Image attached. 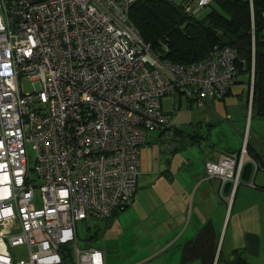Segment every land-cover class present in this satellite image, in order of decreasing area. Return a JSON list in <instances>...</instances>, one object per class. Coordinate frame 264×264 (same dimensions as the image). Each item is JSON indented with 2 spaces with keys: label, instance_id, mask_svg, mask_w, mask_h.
Returning a JSON list of instances; mask_svg holds the SVG:
<instances>
[{
  "label": "built area",
  "instance_id": "2783aa9c",
  "mask_svg": "<svg viewBox=\"0 0 264 264\" xmlns=\"http://www.w3.org/2000/svg\"><path fill=\"white\" fill-rule=\"evenodd\" d=\"M138 1L0 0V264H104L102 252L77 248L76 225L133 200L147 132L175 130L162 100L201 107L239 81L226 47L189 65L162 60L130 22ZM211 4L184 12L199 18ZM252 91L253 72L249 101ZM246 146L205 164L206 177L230 183L228 202Z\"/></svg>",
  "mask_w": 264,
  "mask_h": 264
},
{
  "label": "crops",
  "instance_id": "0c3cea01",
  "mask_svg": "<svg viewBox=\"0 0 264 264\" xmlns=\"http://www.w3.org/2000/svg\"><path fill=\"white\" fill-rule=\"evenodd\" d=\"M249 86L250 82H247L244 103L240 102L242 95H236L237 106L236 102L228 103L234 96L232 88L222 100H208L205 104L207 103L210 109L215 108L216 102H223L225 111L226 107L231 105L238 107V127L234 129L241 130V120L245 119V113L248 111L251 114ZM226 117L229 118L227 113ZM253 119L254 125L251 124ZM249 122L252 140L248 141L247 145L256 156L264 158V119L252 115ZM179 131L176 134L159 131L157 136H152L151 140L158 141L164 148H159L157 154L151 156L154 164L148 162L143 170L140 169L139 153V177L133 200L118 210L112 219L101 220L106 223L100 227L95 224L96 230L85 240L82 248L77 240V248L100 251L104 264H116L107 252L110 247L107 242L115 241V238L106 237L113 229L112 223H116L120 230L124 228V224L121 226L120 220H117L119 213L123 212L122 217L128 215V219L132 218L128 228L134 231L133 240L140 244L146 243L147 254H140L137 261L130 264H201L200 261H185L183 250L206 224L211 225L217 241L213 264H238L236 254H240L245 264H264V173L252 174L249 170L248 175L240 176L232 201L228 202L226 196L230 191V183L222 186L217 177H206L205 164L216 163L221 154L239 153L242 142L239 143L238 149L233 148L237 141H229L230 143L220 147L207 144L211 141H208V136L186 133L180 129ZM144 146H147V137L142 147ZM201 146L207 147L208 151L192 150ZM148 149L154 151L150 144ZM250 159L249 156L245 158L244 166L251 164ZM144 176L149 178L148 183H144L145 190L149 192L148 199L139 191V185L142 184L139 180ZM158 183L162 186L158 187L159 198L155 189ZM147 201L148 206H144ZM103 237L105 241L98 247L91 245ZM147 244H154V250L149 252L148 249L152 245L149 247Z\"/></svg>",
  "mask_w": 264,
  "mask_h": 264
},
{
  "label": "trees",
  "instance_id": "16d2710c",
  "mask_svg": "<svg viewBox=\"0 0 264 264\" xmlns=\"http://www.w3.org/2000/svg\"><path fill=\"white\" fill-rule=\"evenodd\" d=\"M185 7L174 1L140 0L131 8L129 18L142 41L161 54L162 60L173 64L199 62L216 47L233 50L238 76L244 74L249 83L253 72L251 116L264 119V9L255 0L252 12L248 0H212L207 14L194 18L185 14ZM178 132L174 130V134ZM246 150L253 161L264 167V158L256 156L248 145ZM249 170L253 174L251 164L243 165L240 176L248 175ZM216 248L213 229L206 224L185 246L183 259L213 264ZM235 259L245 264L240 254ZM64 262L72 264L71 257H65Z\"/></svg>",
  "mask_w": 264,
  "mask_h": 264
},
{
  "label": "rangeland",
  "instance_id": "374dc122",
  "mask_svg": "<svg viewBox=\"0 0 264 264\" xmlns=\"http://www.w3.org/2000/svg\"><path fill=\"white\" fill-rule=\"evenodd\" d=\"M198 0H174L178 5L181 6H188L190 9L194 10L196 7V3ZM171 2V1H169ZM249 2V0H248ZM208 10L202 11V16H205L207 14ZM240 83L234 84L232 88L233 92V98L228 103H235L237 106V100L238 97L236 95H242V99L240 100L245 102L246 98V85H247V77L244 74H241L239 76ZM21 84L23 86L25 93H32L33 92V85L30 81H28L26 78H23L21 80ZM163 105V111L170 112L172 117L171 124L174 128H178L181 131L188 132L191 134L199 133L204 137L208 136V141L211 145H218L222 147V145H226V143H230L229 141H237L236 145L234 144L233 148L238 149L239 143L244 142V139L246 138V142L252 140V136L250 135V126L249 121L251 114L248 113V111L245 113V119L241 120V130L236 131L234 128L238 127V124H236V119H238V116L236 114L237 109L240 110L238 107H235L233 105L226 107V111L223 109L224 103L223 102H216L215 108L207 107V103L204 104L202 107H198L195 103L192 106H189L187 102L184 100H181L177 96H170L167 98H164L162 100ZM164 111V112H165ZM226 113L229 115V118L227 119ZM248 117V119H247ZM255 119L252 120V125L255 124ZM238 122V121H237ZM240 123V122H239ZM244 127V129H243ZM159 133L158 130L156 131H148L147 132V146L142 147L140 151V169L143 170V168L146 166L149 162V164H154L152 161L153 155H156L157 150L159 148H164V145L160 144L158 141H152V136H157ZM232 143V142H231ZM149 144L152 145L154 148L153 152H151L150 149H148ZM232 145V144H231ZM192 150L195 152L203 150L208 151L207 147H194ZM27 151L29 155H31L30 164L33 160V154L30 151V148L27 146ZM169 154H167L166 157H168ZM259 174L262 172H258ZM34 175V174H33ZM142 178V179H141ZM149 178L146 176L140 177L139 183L142 181V184L139 185V191L141 192V195L148 199L147 195L149 192L145 190L146 185L144 183H148ZM143 186L144 188H141ZM149 187V186H147ZM158 187H162L160 183L156 186L155 189H157V193H159L158 198L160 197V189ZM164 188V187H163ZM154 196V195H153ZM156 196L154 197V199ZM39 205V203H38ZM144 206H148V201L145 203ZM123 212L119 213L117 220H120L121 226L124 224V228L120 230L116 223H112L113 229L112 231L107 234L106 238H115V241H108V247L110 246L111 249L108 248L107 252L108 255H111L112 259L115 261L116 264H130L131 262L137 261L138 257L146 255L147 252L145 251L146 243L140 244L138 241L133 240L134 231L130 230L128 228L129 224H131L132 218L128 215L122 217ZM106 223V221L102 222H94L92 220H87L83 222H78L76 225V231L78 235V245L80 248H82L85 244V240L96 230L95 224L99 225V227ZM104 239V240H103ZM103 241H105V237L98 239L91 243L93 247H98ZM150 249L148 251L154 250V244H147ZM21 252L20 248L12 249L11 253L19 256ZM144 253V254H143Z\"/></svg>",
  "mask_w": 264,
  "mask_h": 264
},
{
  "label": "water",
  "instance_id": "95a60500",
  "mask_svg": "<svg viewBox=\"0 0 264 264\" xmlns=\"http://www.w3.org/2000/svg\"><path fill=\"white\" fill-rule=\"evenodd\" d=\"M255 4L261 8L264 9V0H255Z\"/></svg>",
  "mask_w": 264,
  "mask_h": 264
},
{
  "label": "bare ground",
  "instance_id": "6f19581e",
  "mask_svg": "<svg viewBox=\"0 0 264 264\" xmlns=\"http://www.w3.org/2000/svg\"><path fill=\"white\" fill-rule=\"evenodd\" d=\"M250 102V104H251V101H249Z\"/></svg>",
  "mask_w": 264,
  "mask_h": 264
}]
</instances>
